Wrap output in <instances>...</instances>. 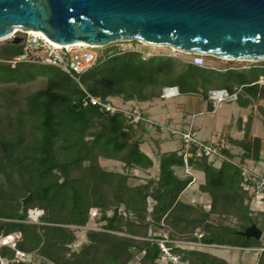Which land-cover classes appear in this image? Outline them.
<instances>
[{
    "label": "trees",
    "instance_id": "obj_1",
    "mask_svg": "<svg viewBox=\"0 0 264 264\" xmlns=\"http://www.w3.org/2000/svg\"><path fill=\"white\" fill-rule=\"evenodd\" d=\"M114 44L103 47L80 84L56 66H12L8 60L23 47L0 44V239L13 237L0 244V264H28L23 257L30 254L51 264H175L162 243L180 264H230L210 246L252 248L258 250L256 264H264L263 237L241 234L252 223L264 233V210L252 208L259 180L245 181L234 163L262 160L263 139L251 134V116L240 119L242 138L225 136L219 149L227 159L220 165L198 156V145L185 149L181 142L176 150L157 152V177L141 179L134 171L154 166L141 148L145 122L131 124L123 112L83 105L86 91L104 101L146 102L177 86L182 95L210 101L211 111L213 90L236 95L237 104L249 108L264 100V61L215 68ZM40 77H46L45 86L25 93L23 86ZM257 110L264 124V105ZM101 158L121 162L123 170L102 166ZM187 165L204 173L199 190L208 203L180 199L195 180ZM29 195L32 201L23 208ZM35 208L38 223L29 221ZM91 221L98 227L87 228ZM82 229L86 240L78 244Z\"/></svg>",
    "mask_w": 264,
    "mask_h": 264
},
{
    "label": "water",
    "instance_id": "obj_2",
    "mask_svg": "<svg viewBox=\"0 0 264 264\" xmlns=\"http://www.w3.org/2000/svg\"><path fill=\"white\" fill-rule=\"evenodd\" d=\"M40 31L62 45L126 41L226 60L264 61V0H0V41ZM32 201L24 198L23 208ZM241 234L260 239L252 223Z\"/></svg>",
    "mask_w": 264,
    "mask_h": 264
},
{
    "label": "rangeland",
    "instance_id": "obj_3",
    "mask_svg": "<svg viewBox=\"0 0 264 264\" xmlns=\"http://www.w3.org/2000/svg\"><path fill=\"white\" fill-rule=\"evenodd\" d=\"M6 42H10V40L0 41V44ZM114 45H116L121 50L133 49V48L138 49L142 51L146 56L153 54H166V55L176 56L184 60H192L193 58V54L179 51L167 45H151L137 41L120 42V43H115ZM102 49L103 47H97L96 48L97 53L99 54L102 51ZM229 61H234V62L233 64H231V62ZM253 63L255 62L244 61V60H226L215 56L205 55V65L209 67L223 68L229 65L243 67V66H250ZM46 80H47L46 77H40L36 81L23 86L24 92L26 93L44 87L46 84ZM111 99L115 105H118L123 108L131 109L138 107L140 111L143 112L144 115V109L141 108L139 104L127 107V103H125V101H123L122 98L115 97ZM159 99L165 102L164 105H168V106L170 105L172 106V108L178 110L180 112V116H179L181 119L180 121H183L182 119H185V125L182 124L180 126L178 125L170 126L167 124L154 121L144 115L147 119V121L144 122L151 127V131L154 137L158 136L157 133H155L158 128H160V131L164 132L165 138L166 137L169 138L173 136L171 135L169 128L181 129V128H189L190 126H193L198 131V132L196 131L197 139L204 141L205 143L208 144L211 143V141L213 140H218V141L220 139L225 140V136L228 135L240 139L244 135L243 131H240V125H239L240 119L246 121L248 117L251 116L253 119L251 134L260 136L263 139V147L261 153L262 160L258 163H254L253 161H248L247 163L261 177H264V124L262 123L260 114L257 110L259 104L264 105V100L259 101L258 103L254 104L252 107L249 108L240 107L237 104V102L233 100V97H228L221 102L213 100L211 102L214 105V111H211L210 101L202 100V98L198 95L180 94L179 96L170 99H164L160 97V98H155L153 100H159ZM174 137L176 139L169 141L171 143L170 145L165 146L166 149H172V150L176 149L178 147L179 140L183 142L180 137L178 136H174ZM148 142H149L148 144L143 143L141 145V148L150 157L153 158L154 166L149 170H141V169L135 170L134 173L137 176H139L141 179L157 177L159 172V159L157 156V152L160 151V147L157 145L155 141L149 140ZM233 151L234 153H236V155H239L242 152L240 148H236V147L233 148ZM235 161L238 162L239 159L236 158ZM100 163L102 166L108 169L118 170V171L123 170L122 163L116 160L101 158ZM220 163L221 162L217 161L215 164L220 165ZM190 171L191 173L194 174L195 180L181 194L180 199L184 202L208 203L209 201L208 196L199 190V184L204 182L205 180L204 173L202 171L193 170V169H190ZM177 172L181 176L184 175V170L181 168L177 169ZM249 189L251 192L253 191V187H250ZM257 201H259L260 204H258ZM252 208L254 210H259V209L264 210V198H262L261 195H257L255 199L252 201ZM36 214H40L36 208L31 209L29 211V216L30 215L33 216ZM93 215H95V212H93ZM97 227L98 225L93 221H91L87 226V228H97ZM79 236H80V242L78 244L86 240L85 229L79 231ZM262 236L264 240V234ZM12 241H13V237L7 239H0V244L11 243ZM78 244L76 245V247H78ZM189 245L191 247L202 246L200 244H189ZM206 249L220 257L225 258L230 264H256L258 259L257 249H256L257 251L251 249H245L243 250V252L229 246L227 247L210 246ZM23 260H25L28 264H51L50 262L46 261L37 254L26 255L25 257H23ZM174 263L180 264L179 259L175 260Z\"/></svg>",
    "mask_w": 264,
    "mask_h": 264
},
{
    "label": "built area",
    "instance_id": "obj_4",
    "mask_svg": "<svg viewBox=\"0 0 264 264\" xmlns=\"http://www.w3.org/2000/svg\"><path fill=\"white\" fill-rule=\"evenodd\" d=\"M14 35H18L22 38L21 45L23 51L17 57L8 60L12 66H15L18 62H35L45 65H52L60 68L67 75L72 77L76 82L80 84V79L83 74L88 72L96 63L98 53L96 48L98 46H79L76 44L56 46L51 43L49 40L44 38L39 33H30V32H15ZM127 42V41H126ZM140 42V41H137ZM120 43V42H119ZM134 50H138L133 48ZM124 50V49H123ZM192 63L198 66L205 65V55L204 54H193ZM264 78H261V83H264ZM180 95L179 89L177 86L165 87L163 88L161 97L164 99L174 98ZM210 99L214 101L221 102L228 97H233V100L237 98L236 95H228L225 90H213L209 93ZM83 105H95L104 109L108 112L114 113L117 111L123 112L127 120L131 124H139L141 122H146L147 119L143 115V112L140 111L138 107L136 108H123L118 105H115L110 101H104L101 97L94 96L91 93L86 91V96L83 99ZM170 133L173 136H178L184 142L186 148H190L191 145L196 144L199 147L198 156L206 155L210 160L215 162L226 160L227 158L221 153L220 147H224L225 140L220 139L213 140L211 143H205L204 141L198 140L196 136V130L193 126L189 128H169ZM242 169V174L245 177V181L250 179L259 180L257 195H261L264 198V177H261L248 163L240 165L238 162L234 161ZM191 167L186 166V172L191 173ZM151 200V199H150ZM40 214L30 215L29 221L38 223ZM182 244H192L190 242H177ZM161 247L165 254L173 259V261L178 260L179 258L173 256L169 249L162 243Z\"/></svg>",
    "mask_w": 264,
    "mask_h": 264
},
{
    "label": "crops",
    "instance_id": "obj_5",
    "mask_svg": "<svg viewBox=\"0 0 264 264\" xmlns=\"http://www.w3.org/2000/svg\"><path fill=\"white\" fill-rule=\"evenodd\" d=\"M125 103H127V107L139 104L141 106V108L144 109V115L146 117L154 120V121H157V122H160L163 124H167L170 126H175V125L180 126L182 124L185 125V119H182L183 121H180L181 120L179 117L180 112L178 110H176L175 108H172V106H170V105L169 106L164 105L165 102H163L160 99L159 100H153V101H146V102L130 101V102H125ZM194 129L197 131L196 128H194ZM155 133H157V135H158L157 137H154V135L152 134V131H151V127L149 125H147L146 123L143 125L142 129L139 131V135L144 139L145 144H148L149 140L155 141L157 143V145L160 147V150L163 152L173 151V150L178 149L181 146V141L178 139L179 144H178V147L176 149H173V150L172 149H166L165 146H168L171 143L169 141L176 139V138L174 136H171L169 138H167V137L165 138V134H164V132L160 131V128H158ZM257 203L260 204L259 201H257ZM259 210H261V209H259ZM234 249L240 250L239 248H234ZM247 249H251V250L255 251V249H252V248H247ZM241 252H243V251H241Z\"/></svg>",
    "mask_w": 264,
    "mask_h": 264
},
{
    "label": "bare ground",
    "instance_id": "obj_6",
    "mask_svg": "<svg viewBox=\"0 0 264 264\" xmlns=\"http://www.w3.org/2000/svg\"><path fill=\"white\" fill-rule=\"evenodd\" d=\"M27 32H30V33H39V34H41L44 38H46L47 40H49L51 43L55 44L56 46H63V45L60 44V43H57V42H55V41H52L51 39H49L45 34H43V33L40 32V31L28 30ZM76 45H79V46H86V45H88V44L83 43V42H79V43H77ZM91 46H95V45H91Z\"/></svg>",
    "mask_w": 264,
    "mask_h": 264
}]
</instances>
